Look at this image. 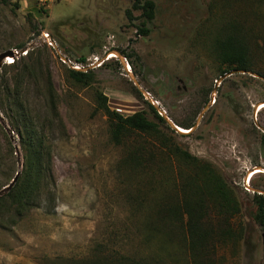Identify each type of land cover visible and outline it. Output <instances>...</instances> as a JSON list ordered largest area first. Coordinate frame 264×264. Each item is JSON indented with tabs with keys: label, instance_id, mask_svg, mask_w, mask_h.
<instances>
[{
	"label": "rangeland",
	"instance_id": "374dc122",
	"mask_svg": "<svg viewBox=\"0 0 264 264\" xmlns=\"http://www.w3.org/2000/svg\"><path fill=\"white\" fill-rule=\"evenodd\" d=\"M146 1L156 6L152 22L133 9L135 0L0 1V55L11 50L26 57L35 50L41 64L42 71L36 67L34 79L24 83L22 99L51 157L36 207L18 220L9 199L0 203V264H83L106 252L151 264H191L187 233L165 222L161 211L183 201L192 167L151 138L133 136L115 146L107 117L95 112L103 93L120 115L146 112L158 123L145 92L168 117L161 123L165 139L212 165L240 203L241 213L227 224L237 241L218 243L209 258L215 264H264V229L255 220L252 191L264 192V80L238 73L217 84L227 68L216 54L224 28L237 25L250 42L251 72L264 76V0H141ZM20 57L0 68V193L18 172L22 183L27 173L29 153L11 129L6 99L17 73L11 64ZM61 57L82 64L92 81L74 82ZM95 59L105 62L90 68ZM47 74L57 116L42 95ZM170 123L198 127L179 134ZM139 148L150 162L132 167L125 159L129 149ZM208 216V222L219 220L214 212Z\"/></svg>",
	"mask_w": 264,
	"mask_h": 264
},
{
	"label": "trees",
	"instance_id": "16d2710c",
	"mask_svg": "<svg viewBox=\"0 0 264 264\" xmlns=\"http://www.w3.org/2000/svg\"><path fill=\"white\" fill-rule=\"evenodd\" d=\"M0 1L3 4L8 3V0ZM133 9L142 11V16L147 22L154 21L156 9L154 2L146 1L142 3L141 0H135ZM126 15L129 20H133L131 10H128ZM138 31L144 36L149 34L147 29L138 28ZM223 32L224 35L216 42L217 57L221 64L227 68L223 74L236 70L253 71L254 63L250 42L247 35L243 33L242 28L237 25H229L224 28ZM23 48L24 46H21L18 50L20 51ZM122 55L128 59L125 53H122ZM38 60L35 57V50L29 51L26 57L21 56L20 59H15L14 64L11 65L17 70V73L12 79V83L7 84L6 87V99L10 111L13 113L10 117L13 120L11 129L19 136L21 145L29 153L26 162L25 181L23 183L18 181L12 191L0 200V203H3L6 199H9L10 206H16L15 212L18 220L23 218L30 209L36 207L34 196L39 194L44 174L48 171L51 162L50 150L35 125L31 108L26 107L22 99L24 83L34 79L37 75L36 67L40 69L39 73L42 71ZM80 61L81 63L86 62L83 58ZM24 63L26 66H21ZM69 74L70 78L79 85H88L93 77L91 71L84 73L70 70ZM258 74L264 78L262 74ZM46 76V88L42 91V95L48 98V106L51 108L52 114L57 116L56 92L51 85L50 74ZM148 107L158 123L152 122L146 112H139L129 117L120 115L110 109L108 98L103 93L97 95L95 112L102 111L107 117L110 128V141L115 146L125 145L133 136L151 138L160 143L162 148L178 162L187 167H192L193 175L188 178V182L183 188L185 200L183 199L182 202L174 205H164L161 213L165 222L176 224L187 233L191 264H215L209 258L210 250L216 248L218 243L232 240V238L237 241L232 229L227 224L241 213L240 203L235 193L212 165L198 160L189 152L165 139L164 131L161 128V123L166 124L165 119L158 114L155 107L150 103H148ZM193 127L190 126L187 130L189 131ZM262 143L264 145V135L262 136ZM45 159L49 160L46 169L43 167L45 166ZM125 162L132 167H137L149 164L150 161L143 157L142 149L139 148L133 151L129 149ZM30 197L34 199L31 200ZM254 201L258 208L255 220L264 229V196L255 194ZM211 212L216 213L219 220L211 221L212 219H210L208 222V215ZM83 264L151 263L106 252L101 257L96 258V261H88Z\"/></svg>",
	"mask_w": 264,
	"mask_h": 264
},
{
	"label": "water",
	"instance_id": "95a60500",
	"mask_svg": "<svg viewBox=\"0 0 264 264\" xmlns=\"http://www.w3.org/2000/svg\"><path fill=\"white\" fill-rule=\"evenodd\" d=\"M55 51L57 52V54H58L59 56L61 55V54L59 53L57 47L55 48ZM20 56H21V54H20L19 52H14V51H11V50H10V51H7V52H5V53H3V54H1V55H0V68L4 65V63H5V61H6L7 59H9V58H15V57L18 58V57H20ZM118 57L122 60V57H121L120 54H118ZM61 59H62V61H64L65 63H67V60H66V59H63V57H61ZM123 64H124V63H123ZM90 68H92V67H90ZM90 68H88V69H90ZM93 68H94V67H93ZM124 68H125V71L128 73L129 77L131 78V80H132L136 85H139V83H138V81L136 80L135 76L131 73V71L128 70V65H127V64H124ZM82 72H84V73H88L89 71H88V70H87V71L84 70V71H82ZM238 73H241V74H249V75H251V76H253V77H255V78H258V79H262V80H264L263 78H261L259 75L255 74V73H252V72H244V71H237V70H236V71H232V72H230V73H228V74H225L223 77H221V79H220L219 81H217V84H219V82H222L223 80H225L227 77H230V76H232V75H234V74H238ZM144 96H146V97L148 98L147 100H149V101L151 102V105L154 106L155 109L159 111L161 117H163V118H165L167 121H169V120H168V117H166V116H167L166 113H165L160 107L156 106V104L154 103L153 99H150L151 96H150L148 93H146V92L144 93ZM149 97H150V98H149ZM206 111H207V108L204 110L203 114L199 117V120H201V119L203 118V116H204V114L206 113ZM0 120H1L2 122L4 121L3 118L1 117V115H0ZM4 124H5V122H4ZM170 126H171V128H172L173 131H176L177 133L182 134V133L179 131L178 126H176L175 124L170 123ZM197 127H198V125L196 124V125L191 129L190 132H193ZM20 176H21V173L18 172V173L16 174L15 178H14V179L12 180V182L10 183V185H8V186H7V187H6V188L0 193V197L3 196V195H5L6 193H9V192L15 187V185L17 184V182H18ZM252 191H253L255 194L257 193L258 195L264 196V192H263V191L256 190V189H252ZM263 238H264V236H263Z\"/></svg>",
	"mask_w": 264,
	"mask_h": 264
},
{
	"label": "built area",
	"instance_id": "2783aa9c",
	"mask_svg": "<svg viewBox=\"0 0 264 264\" xmlns=\"http://www.w3.org/2000/svg\"><path fill=\"white\" fill-rule=\"evenodd\" d=\"M46 42L53 48L55 49L56 48V45L54 44L53 41H51L48 37H46ZM106 60H109L108 58H106ZM9 62V61H8ZM64 62V61H63ZM105 61L103 60H99V59H95L93 61V65L91 67H100L102 66V64L104 63ZM65 63V62H64ZM10 64V63H9ZM69 66V68L71 70H74V71H83L84 70V66L80 63H72L71 61L68 60L67 63H65Z\"/></svg>",
	"mask_w": 264,
	"mask_h": 264
},
{
	"label": "bare ground",
	"instance_id": "6f19581e",
	"mask_svg": "<svg viewBox=\"0 0 264 264\" xmlns=\"http://www.w3.org/2000/svg\"><path fill=\"white\" fill-rule=\"evenodd\" d=\"M111 58V57H110ZM8 61H10L9 59H7L6 60V62H8ZM128 70L130 71V69H129V67H128ZM261 109L263 110L264 109V105L263 106H261ZM179 131L182 133V134H185V133H189L190 132V130L188 131V130H184V129H182V128H179ZM257 170V169H256ZM257 173H263V170H257V172L255 173V174H257ZM252 176H254V174H251L250 175V178L252 177Z\"/></svg>",
	"mask_w": 264,
	"mask_h": 264
}]
</instances>
